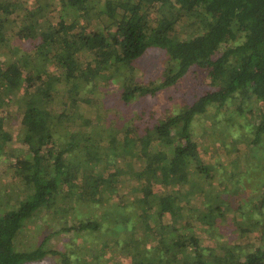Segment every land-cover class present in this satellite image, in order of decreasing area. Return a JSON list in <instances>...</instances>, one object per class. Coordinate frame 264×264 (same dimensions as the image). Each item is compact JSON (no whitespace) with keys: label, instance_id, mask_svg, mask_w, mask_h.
Instances as JSON below:
<instances>
[{"label":"trees","instance_id":"trees-1","mask_svg":"<svg viewBox=\"0 0 264 264\" xmlns=\"http://www.w3.org/2000/svg\"><path fill=\"white\" fill-rule=\"evenodd\" d=\"M147 3L158 5L155 16L147 10ZM119 9L122 13L117 15ZM66 14L71 19L65 18ZM185 16L192 17L188 26L199 27L195 38L180 37ZM94 20L101 21L103 29L94 28ZM111 23L116 30L105 33L104 27ZM26 44L33 45V53L22 52ZM0 45L12 56L6 63L0 60V156L6 154V144L12 138L3 116L12 98L19 107L17 140L25 148L23 155L12 148L15 160L9 163L20 184L19 200L14 199V205L6 208L14 197L4 192L5 206L0 201V264H28L48 254L58 255L61 264H102L105 250L100 247L89 261L72 260L70 254L76 252L56 250L47 244L56 233L83 236L96 231L100 228L97 220L81 219L56 232L43 231L36 243L25 244L23 231L42 208L55 210L59 201L69 202L67 196L78 185L73 203L81 199L89 204L105 193L117 197L119 173L100 170L96 150L100 140L92 139L90 131H72L65 136L58 129L69 120H80L68 111H75L78 102L87 100L80 95L82 90L93 91L97 78H112L116 71L132 68L150 48L160 49L167 56L163 79L150 85L125 82L123 103L155 96L193 70L207 78L208 88L197 93L187 107L147 125L145 135L137 139L145 149L143 159L127 176L141 191L140 210L130 227L116 228L124 227L133 246L134 242H153L157 251L153 256L134 248L136 258L128 264H264L261 238L256 244L208 246L183 214V202L193 193L194 177L210 176V166L199 149L200 136L192 129L194 118L207 113L209 107L215 108L216 115L223 108L245 119L242 127L249 131L244 142L246 163L239 173L238 166H233L234 180L240 181L251 171L257 173V166L264 164V0H35L33 5H25L24 0H0ZM48 63L67 81L66 101L56 106L51 89L60 79L48 69ZM81 118V124L89 127L90 123ZM219 135L226 137L229 132ZM152 142L164 146L148 151ZM187 183L190 189L183 190ZM161 186L166 187L165 193L158 192ZM250 200L253 204L248 219L245 212H235V218L238 214L241 217L237 226L242 231L257 229L264 234V193ZM241 201L240 208L246 200ZM221 204L209 206V211L222 215L218 210ZM166 214L168 221L163 220Z\"/></svg>","mask_w":264,"mask_h":264},{"label":"rangeland","instance_id":"rangeland-1","mask_svg":"<svg viewBox=\"0 0 264 264\" xmlns=\"http://www.w3.org/2000/svg\"><path fill=\"white\" fill-rule=\"evenodd\" d=\"M24 1L25 5H33L35 2V0ZM147 4H149L146 5L147 10L149 13L151 12V16H155L158 5ZM55 7L59 9V4L56 3ZM121 13L119 9L117 15ZM64 17L71 19V16L67 14ZM114 19L112 20L114 21ZM116 19H119V16H116ZM189 19L192 20V17ZM189 19L186 16L183 18L185 27L182 29L180 37L195 38L200 34L199 27L196 24L188 26ZM112 24L104 27L107 29L105 33L116 30V26ZM93 27L103 29V23L94 20ZM24 51H34L33 45L26 44L22 52ZM10 59H12L11 53L8 52L5 46L0 45V60L6 63ZM167 65L165 53L160 49L150 48L140 60L132 64V68L120 69L113 73L112 78L107 76L102 79L97 78L94 81L97 85L92 86L94 87L93 91L86 93L83 90L81 91L80 95L86 97L87 100L78 102L75 111L74 109L68 111L75 113L80 120H69L63 124L64 126H60L62 129L58 130L61 135L65 136L70 135L72 131L83 134L90 131L92 139L100 140L97 142L99 145L96 148L101 163L100 170L102 169L106 173H119L121 185L115 190L117 197L112 196L111 198L110 195L107 197V193H105L98 196L96 200L94 198V202L89 204L81 201V199L79 202L73 203L74 195L80 189L79 185L73 187V193L67 196L69 202L59 201L55 210L50 206L44 207L27 223L23 231L25 244L32 241L38 242L39 237L43 235V231L56 232L63 225H76L78 220L81 219L97 220L100 224L98 230L89 231L83 236L71 232L56 233L47 241L48 246L60 251L76 252L70 254L72 260L78 257L88 258L89 261L93 259L96 248L100 247L105 250L100 259L102 264H128L136 258V252L140 248L145 249L146 254L156 255V243L140 244L134 242L135 246H133L130 243L129 236H127L128 234L123 230L124 227L122 229L116 228L117 225L130 227L131 223L137 219L140 210L141 191L139 186L134 185L127 176L138 169V163L143 159L142 151L145 149L137 139L141 135H145L146 126L151 125L156 119L164 118L181 108L187 107L197 93L208 88V82L206 77L193 70L181 78L176 85L159 91L155 96L137 97L130 103L125 104L121 100V93L125 82L150 85L152 81H160L163 79V72H165ZM47 66L57 76V79H60L52 84L51 89L52 95H54L53 103L56 106V103H62V100L66 101L67 81L62 78L60 71L52 63H48ZM108 73L109 71L106 74ZM13 100L14 98L9 100V107L3 110V116L7 122L5 128L10 130L12 138L6 144V154L0 156V201L3 203L2 206L5 202L4 192H10L14 197L9 204L4 205L6 208L13 206L14 202L19 200L20 184L9 165L10 162L13 163L15 160L12 148H17L21 155L25 153L24 146L17 140L16 116L19 107ZM214 112L215 108L209 107L207 113L195 117L192 121L194 134L200 136L198 140L202 159L210 166V176L194 177L193 182L195 183L191 186L193 193H190L188 200L183 202L185 222L194 227V231L201 237L202 243L208 246L218 247L229 242L242 245L256 244L260 238L264 240V234L257 229L242 231L237 226L241 217L238 214L235 218L234 214L235 212H245L244 217L248 219L249 213L247 212L250 211L248 209L251 203L253 204L250 197L256 198L264 193V185L262 184L264 182V164L257 166V173L251 174L257 171L255 170L242 175L239 178L241 183L234 180L235 169L233 166H238L236 168L238 172L243 169L246 163L244 155L247 148L244 142L245 135L249 131L247 128L242 127L245 119L237 114L229 113V109L222 108L217 115ZM81 117L90 123L89 127L81 124ZM221 131H228L229 135L222 137L219 135ZM111 142L116 144L115 147L109 146ZM226 143L227 146H225ZM161 146L164 145L152 142L147 150L153 152L160 149ZM167 152L168 156H171L170 148L167 149ZM238 187L241 190H237ZM182 189H190V185L187 183ZM158 190V192L165 193L166 187L161 186ZM231 193L233 194L231 195ZM239 199L246 200V202H243L242 208H240L242 201ZM223 200L230 201L231 206ZM219 201L222 204L218 210H221L222 215H218L217 211L210 212L208 208ZM256 201L259 200L256 199ZM254 215L259 216L257 213ZM118 218L121 222L118 221ZM163 220H169L168 214L164 216ZM150 221L152 224L156 223L154 218H150ZM139 237V239L144 240L142 235ZM28 264H61V261L58 255L48 254L43 259ZM71 264H75V262L72 261Z\"/></svg>","mask_w":264,"mask_h":264}]
</instances>
